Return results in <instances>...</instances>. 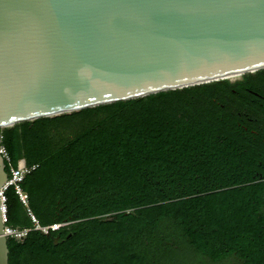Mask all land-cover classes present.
Here are the masks:
<instances>
[{
  "label": "trees",
  "instance_id": "1",
  "mask_svg": "<svg viewBox=\"0 0 264 264\" xmlns=\"http://www.w3.org/2000/svg\"><path fill=\"white\" fill-rule=\"evenodd\" d=\"M264 73L243 75L246 81ZM239 83L209 84L0 129L41 226L8 264H264V172ZM252 120V121H251ZM7 171V168H6ZM7 225L32 228L12 189Z\"/></svg>",
  "mask_w": 264,
  "mask_h": 264
},
{
  "label": "water",
  "instance_id": "2",
  "mask_svg": "<svg viewBox=\"0 0 264 264\" xmlns=\"http://www.w3.org/2000/svg\"><path fill=\"white\" fill-rule=\"evenodd\" d=\"M261 70L264 0H0V129Z\"/></svg>",
  "mask_w": 264,
  "mask_h": 264
},
{
  "label": "built area",
  "instance_id": "3",
  "mask_svg": "<svg viewBox=\"0 0 264 264\" xmlns=\"http://www.w3.org/2000/svg\"><path fill=\"white\" fill-rule=\"evenodd\" d=\"M0 157L3 160L7 168V180L0 188V199L2 203V222L4 226V235L8 239H14L22 241L28 235L30 231H38L42 234H48L51 231H56L64 224H52L50 226H41L29 209L28 196L22 190V182L24 178L35 170L36 166L27 167L23 160L18 161L17 166L14 167L11 163V158L3 145V136L0 134ZM12 189L17 196L21 205L26 209V212L31 220L32 228L30 229H18L7 225L6 216V197L5 193Z\"/></svg>",
  "mask_w": 264,
  "mask_h": 264
},
{
  "label": "flooded vegetation",
  "instance_id": "4",
  "mask_svg": "<svg viewBox=\"0 0 264 264\" xmlns=\"http://www.w3.org/2000/svg\"><path fill=\"white\" fill-rule=\"evenodd\" d=\"M235 82L239 83L238 88L242 90L240 100L250 104L249 107L255 113V119L253 121L251 120L252 122L249 124L250 129L253 128L251 131L253 137L249 136L247 139H252L255 143H260L262 149H264V73L246 81L247 85L243 84L241 77L232 81V83ZM258 155L257 169H262L264 172V153Z\"/></svg>",
  "mask_w": 264,
  "mask_h": 264
},
{
  "label": "rangeland",
  "instance_id": "5",
  "mask_svg": "<svg viewBox=\"0 0 264 264\" xmlns=\"http://www.w3.org/2000/svg\"><path fill=\"white\" fill-rule=\"evenodd\" d=\"M190 264H212L211 262H209L208 260H202V261H195V260H192L191 262H190ZM221 264H227V262H225V263H221Z\"/></svg>",
  "mask_w": 264,
  "mask_h": 264
},
{
  "label": "bare ground",
  "instance_id": "6",
  "mask_svg": "<svg viewBox=\"0 0 264 264\" xmlns=\"http://www.w3.org/2000/svg\"><path fill=\"white\" fill-rule=\"evenodd\" d=\"M237 78H238V77H236V78H231V79L233 80V79H237Z\"/></svg>",
  "mask_w": 264,
  "mask_h": 264
}]
</instances>
